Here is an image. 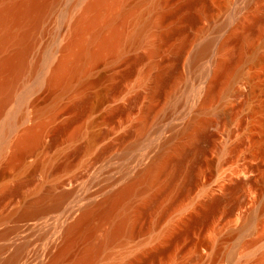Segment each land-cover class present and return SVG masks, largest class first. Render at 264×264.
<instances>
[{"label":"rangeland","instance_id":"obj_1","mask_svg":"<svg viewBox=\"0 0 264 264\" xmlns=\"http://www.w3.org/2000/svg\"><path fill=\"white\" fill-rule=\"evenodd\" d=\"M87 1L58 0L50 8L27 59L28 66L36 68L20 78L0 117V143L6 121L12 114L16 118L0 149V248H4L0 264L18 249L19 257L12 264L51 261L64 242L69 220H75L87 204L102 200L129 182L151 157L168 153L177 142H185L179 140L184 138L180 132L194 117L209 122L210 140L202 143L204 152L186 163L182 177L174 182V190L140 216L136 236H119L118 241L104 248L95 264H264L263 37L255 36L253 53L236 66L210 106L199 107L217 69L215 61L229 60L240 46L231 43L221 51L220 43L227 36L234 39L243 35V26H253L264 15V0H205L207 15H200L199 6L190 5L196 0H128L126 27L128 32L140 34L137 44L126 41L116 58L108 56L92 66L83 78L91 81L88 86L58 94L55 118L45 128L40 143L26 152L23 160L9 165L16 139L37 122L36 112L54 101L45 80L52 65L62 57L63 45L71 37L70 26ZM160 10L180 11L161 30L183 28L190 39L177 61L172 51L179 38L164 44L159 54H148L159 31L155 27ZM184 17L196 19L189 22ZM207 41L211 42L207 53L192 65L194 54ZM160 65L179 79L170 93L152 99V77ZM234 89L238 95L233 94ZM166 139L170 143L162 145ZM190 164L197 169L196 182L182 194L179 192L185 187ZM248 178H255V183L229 194L227 188L235 179ZM161 179L145 190L147 194L131 198V213L136 207H144V199L168 185V176ZM62 193L67 196L58 200ZM53 196L57 200L53 201ZM213 199H221L219 207L203 218L206 204ZM172 200L174 207H170ZM37 204L42 213L21 221L29 211L26 209L33 210ZM165 207L170 210L161 218ZM200 217L204 221L187 230L192 227L187 222ZM58 218L64 221H55ZM109 226L104 222L94 240L105 235ZM85 240L79 237L71 255L61 264H71L86 246Z\"/></svg>","mask_w":264,"mask_h":264},{"label":"bare ground","instance_id":"obj_2","mask_svg":"<svg viewBox=\"0 0 264 264\" xmlns=\"http://www.w3.org/2000/svg\"><path fill=\"white\" fill-rule=\"evenodd\" d=\"M57 2L58 0H0V117L2 116L9 101L12 99L20 78L27 72L32 73L36 68V65H33L31 68L28 66V55L32 50L35 34L38 31L42 20L50 11V8H52V6L54 7ZM127 2L128 0H88L86 2L81 14L70 26L71 37L69 41L63 45L62 57H60L58 61L56 60V63L54 62L55 64L52 65L53 68L48 75V78L46 77L47 80H45L46 88L49 89L55 96L54 101L48 108L39 109L36 112V117L38 119L37 122L23 130V132L16 139L13 144V153L11 155L9 165H15L17 161L23 160L26 152L32 148L35 149L34 147L40 143L45 128L55 118V110L57 109L55 103L57 101L55 100L61 94L63 95L64 92H67L72 88H76V91H79L81 88L88 86L91 81H83V78L89 73L92 66L108 56L116 58V56L120 54V51L126 41H131L137 44L140 39V34L138 31L130 33L126 27L128 24L126 21H128L127 19L129 18L126 11ZM190 5L199 6L200 15H207L209 12L205 0H196L195 2L191 1ZM186 6L188 7L189 4ZM179 14V10H173V12L170 11V13L163 10L159 11V20H157V27H155L158 28L159 31L156 36L154 34L156 41L151 45L148 53L149 55L159 54L162 47H164V44H167L173 38L180 39L178 44L174 47L172 46V52L174 54L173 60L177 61L180 55L185 52L190 42V39L186 36L185 29L169 28L167 30H161V27L165 25V23H168L170 18L176 17ZM196 18H198V16H196ZM196 18L184 17L183 20L191 22ZM254 22L253 26H247L244 24L246 26H243L245 27L243 29L246 30L245 33L243 32V35H239V37L234 39L227 36L229 38L226 37L220 43L219 49L221 51L226 50L231 43H239L240 46L238 45L239 47L234 55L231 58H228L229 60L221 58L222 60L215 61L217 69L216 71L214 69L215 74L213 73L214 76L209 81L210 83L205 90L199 105L201 109L206 108L214 99L218 97L219 93H221V88L226 85L233 76L232 74H234L236 66L242 63L247 56H250L251 52L253 53V47H255V36L256 39H259L260 37L264 38V15L257 18ZM210 44L211 42L207 41L198 49L192 58V65H194L197 58L207 53L209 46H211ZM136 61H139V59H136ZM159 67L160 68L157 74L152 77V88H150V95L152 99L155 97L157 98V96L162 94L166 95L168 92L170 93L169 90L171 89L172 91V87H176V81L179 79L176 73L168 71L169 68H166V70L165 68H162L163 66L161 67V65ZM233 91L234 95L239 94L236 89ZM58 94L60 95L58 96ZM84 103L88 104L86 101ZM84 103L81 104L84 105ZM143 117H145V115ZM144 120H146V118ZM15 121L16 118L14 114H12L6 121L3 128L0 149L2 147V143L5 141L7 132L12 128ZM144 123H142V126ZM145 124L147 125V123ZM208 124L209 122L206 119L194 117L185 124V127L180 132L184 138L182 137V139L179 140L185 139V142H175L176 144L169 149L168 153L163 152V154L151 157L149 161L147 160L148 162L142 164L129 182L124 184L122 187L109 192L104 198H102V200L87 205L85 204L86 206L81 210L80 215H77L78 217L75 220H73V217V221L71 220L72 222L69 220V224L64 229V242L58 253L47 264H61L64 259L71 255L70 252L72 248L81 236L87 239V241L85 240L87 244L80 255H78L71 264H95L98 257L104 251V248L109 245L111 246V244L114 243L119 236L121 237L123 234H127L129 235V238H134L137 234V223H139L138 220L140 216L144 215L145 212L157 205L162 196L173 191L174 189H171L174 188V182H177L179 176L182 177L181 174H183L184 169H186V163L191 159L193 160L197 158L204 152L202 143H206V141L210 140L207 133ZM169 143L170 140L166 139L162 145H167ZM194 166L196 167V165ZM190 167H192L191 164ZM193 168L194 167L188 171L185 178L187 179L184 185L185 187L182 188L183 191L179 193H185V190L191 184L196 182L194 180L196 179L195 171L197 169ZM246 174H249V172H246ZM164 176L169 177V182L167 181L168 185L166 187L164 185V187H161V191L157 190L160 192H154L155 194L144 199V207H136L137 210L131 213L129 204L131 198L135 195L140 196L142 193L143 195L144 193L147 194L145 190L155 187L159 181H162L161 178ZM254 183L255 178H248L247 180L235 179L233 184L230 185L227 190L232 196L236 194V192H238L244 185H251ZM141 184H145L146 188L140 190L138 187ZM10 190H7L8 193ZM55 190L57 189L55 188ZM43 196H45V194ZM66 196L64 195V197ZM69 196L70 195H68V197ZM48 197L51 198L50 195ZM62 197L63 193L58 200H61ZM54 198L55 197L53 196V201L57 200V198ZM141 201L142 200H140V202ZM172 201L170 204H175V200ZM220 202L221 199H213L208 202L206 204L207 210L204 213L205 215L203 214V218H206L208 215L214 213L219 207ZM58 203L60 202L58 201ZM38 205L39 204L34 205L35 207H33V210L26 209L29 211H26L25 213L22 212L24 214L22 215V218L20 217L21 221L40 215L42 211L38 209ZM172 206L173 204L170 205V207ZM166 207L165 209H167ZM169 210L170 209L164 210L161 218H164ZM203 218L201 219L200 217V219H190V221L187 222V226L192 227L189 229L187 228V230L193 229L194 225L202 222L201 220L204 221ZM160 219H158L159 222ZM55 221H64V219L58 218L55 219ZM104 222H108L110 226L107 232H105V235L103 234L99 240L95 241L94 237L97 230L104 225ZM49 225L52 226L53 224ZM189 232L190 231H188V233ZM186 233L187 232H185V234ZM3 249V247L0 248V252ZM19 250L20 249H18V251ZM18 251L16 250L15 254L10 259L4 261V264H12L16 256L19 257ZM152 255L155 256L156 254ZM72 257L74 256L72 255Z\"/></svg>","mask_w":264,"mask_h":264}]
</instances>
